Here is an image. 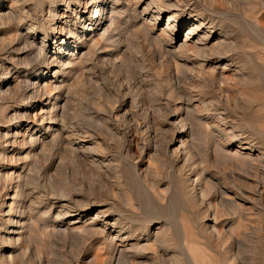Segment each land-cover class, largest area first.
Masks as SVG:
<instances>
[{
    "label": "rangeland",
    "instance_id": "374dc122",
    "mask_svg": "<svg viewBox=\"0 0 264 264\" xmlns=\"http://www.w3.org/2000/svg\"><path fill=\"white\" fill-rule=\"evenodd\" d=\"M0 264H264V0H0Z\"/></svg>",
    "mask_w": 264,
    "mask_h": 264
},
{
    "label": "bare ground",
    "instance_id": "6f19581e",
    "mask_svg": "<svg viewBox=\"0 0 264 264\" xmlns=\"http://www.w3.org/2000/svg\"><path fill=\"white\" fill-rule=\"evenodd\" d=\"M77 139V138H76Z\"/></svg>",
    "mask_w": 264,
    "mask_h": 264
}]
</instances>
